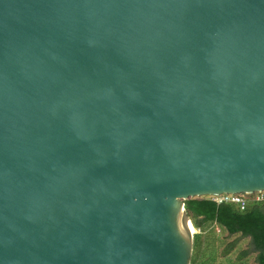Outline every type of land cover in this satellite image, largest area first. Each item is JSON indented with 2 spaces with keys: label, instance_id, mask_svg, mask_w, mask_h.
<instances>
[{
  "label": "water",
  "instance_id": "water-1",
  "mask_svg": "<svg viewBox=\"0 0 264 264\" xmlns=\"http://www.w3.org/2000/svg\"><path fill=\"white\" fill-rule=\"evenodd\" d=\"M258 192L264 0H0V264H191Z\"/></svg>",
  "mask_w": 264,
  "mask_h": 264
},
{
  "label": "trees",
  "instance_id": "trees-1",
  "mask_svg": "<svg viewBox=\"0 0 264 264\" xmlns=\"http://www.w3.org/2000/svg\"><path fill=\"white\" fill-rule=\"evenodd\" d=\"M185 207L193 227L200 231L194 235L191 264H223L236 252L239 261L253 255V264H264V205H250L241 212L234 205L199 197L185 201ZM214 225L219 233L216 230L214 236L206 235ZM241 241H247L250 249H242Z\"/></svg>",
  "mask_w": 264,
  "mask_h": 264
},
{
  "label": "built area",
  "instance_id": "built-area-1",
  "mask_svg": "<svg viewBox=\"0 0 264 264\" xmlns=\"http://www.w3.org/2000/svg\"><path fill=\"white\" fill-rule=\"evenodd\" d=\"M211 198L219 205H234L240 209L241 212L246 211L250 205H264V192H258L251 195L224 194Z\"/></svg>",
  "mask_w": 264,
  "mask_h": 264
},
{
  "label": "rangeland",
  "instance_id": "rangeland-1",
  "mask_svg": "<svg viewBox=\"0 0 264 264\" xmlns=\"http://www.w3.org/2000/svg\"><path fill=\"white\" fill-rule=\"evenodd\" d=\"M211 229H214V230L208 231L206 233V235H208L210 237L214 236L216 234V233H214V231H216V230L218 231L217 233H219V229H217L216 225H214ZM196 233H200V231L197 230ZM201 233H204V232L201 231ZM225 236H227V235L225 234ZM233 240H234L233 238L230 239V241H233ZM239 245L241 246L242 249L243 248L246 249L247 248V241H245V242L241 241ZM238 254H239L238 252L233 253L231 258L228 259L227 261H224L223 264H233V263L234 264H251V263L253 264V262H254L253 255H249V256H247V259L239 261L238 260Z\"/></svg>",
  "mask_w": 264,
  "mask_h": 264
},
{
  "label": "crops",
  "instance_id": "crops-1",
  "mask_svg": "<svg viewBox=\"0 0 264 264\" xmlns=\"http://www.w3.org/2000/svg\"><path fill=\"white\" fill-rule=\"evenodd\" d=\"M248 210V209H247ZM250 249V245L247 243V250ZM252 264V263H251Z\"/></svg>",
  "mask_w": 264,
  "mask_h": 264
},
{
  "label": "bare ground",
  "instance_id": "bare-ground-1",
  "mask_svg": "<svg viewBox=\"0 0 264 264\" xmlns=\"http://www.w3.org/2000/svg\"><path fill=\"white\" fill-rule=\"evenodd\" d=\"M236 195H240V194H236Z\"/></svg>",
  "mask_w": 264,
  "mask_h": 264
}]
</instances>
